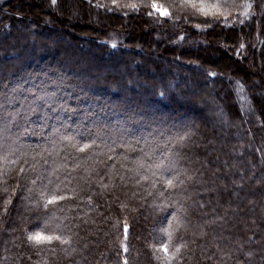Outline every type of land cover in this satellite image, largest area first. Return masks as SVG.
Segmentation results:
<instances>
[{
    "label": "trees",
    "instance_id": "16d2710c",
    "mask_svg": "<svg viewBox=\"0 0 264 264\" xmlns=\"http://www.w3.org/2000/svg\"><path fill=\"white\" fill-rule=\"evenodd\" d=\"M73 1L106 24L130 21L131 30L89 35L93 50L80 57V36L73 47L49 48L37 12L40 41L20 51L2 41L0 53L14 55L0 65V264H264L263 110L238 65L246 55L253 66L264 47V0ZM139 16L159 30L161 51L166 43L171 53L192 48L194 33H223L230 54L218 66L230 71L201 56L198 73L176 52L170 58L185 73L157 70L151 58L121 72V62L143 52L128 40ZM12 26L1 21L0 33ZM200 82L230 89L198 108ZM52 192L66 199L47 205L43 193ZM36 233L60 239L29 240Z\"/></svg>",
    "mask_w": 264,
    "mask_h": 264
},
{
    "label": "rangeland",
    "instance_id": "374dc122",
    "mask_svg": "<svg viewBox=\"0 0 264 264\" xmlns=\"http://www.w3.org/2000/svg\"><path fill=\"white\" fill-rule=\"evenodd\" d=\"M4 1L6 0H0V18H2L0 19V22L2 21L3 23H5L7 21H10L13 25L12 30L11 27H9L0 33V45L6 41L11 44L10 48H8L9 45L7 46V51L9 49H17V51H20L21 47H24L25 44L33 45L37 43V41H40V39L35 34L38 32V28H36L37 24L35 22V15L37 12L40 16V22L38 23L44 25L43 32L46 31V28L50 30L47 33L45 32V35H43L44 42L49 44V48L53 51L59 48L58 45H61V47L64 48L67 46L73 47L74 40H72V38L75 39L77 37L79 38L80 36L81 38L78 39V43H82L81 47L78 46V49H80L78 52L80 57H85L89 50H93V48H91L90 46L89 40H87L89 35H103L111 29H118L121 31L131 30L130 21L124 22L123 20H120V22H116L115 24H106V22L101 19L100 15L96 16L93 14V12L88 11L87 9H84L83 11H81V9H78L76 2L73 0H66V3H63V9H60V7L56 6H51L50 8H47L48 6L45 5V3H47V0H13V3H10L7 8L3 6ZM136 19L140 30L136 32L134 39H132L133 35L130 34L128 40H130L132 47H135L136 43L141 44L143 52L140 53L139 59H134V57L129 56V60L131 59L129 63L124 64L121 62L119 67H117L121 72H124V69H126L127 67H129V69L131 68V70L133 71L134 68L130 65L131 62L135 61L137 63H144L146 62V59L151 58L159 65L157 67V70L160 69V71L162 72L171 70L174 76H176L178 73H185L181 71V62H183L184 64L189 63L190 65L193 63L192 65L194 67V70H197L198 73H202V67L205 66L204 63H207L205 62V60L201 61L202 57H205L206 60H208V63L206 64L207 67H218V70L221 73L225 74L230 71V67L223 68L218 66V64L221 62L222 56L228 57L230 54L229 46H231V42L227 38H224L223 33L219 34V32L215 30L216 35H214L213 37H206L204 34L194 33L192 36L193 39H189L190 47H192L193 49L178 48L174 49V51L171 53L169 45H167V43L165 49L169 50L167 51L164 49L163 51H161V42L157 41L158 35L160 34L159 30H151L147 26V24H145L147 23V21L144 20L143 16H139ZM16 33H22L24 35L28 34L30 38H28L27 36V41H23L22 39L17 38ZM149 37L152 39V41L150 42L149 50H146L144 48V45L147 43ZM196 42H198V45ZM21 44H23V46H21ZM2 49L0 48V50ZM94 52L96 51L94 50ZM176 52L178 53L179 57H181V62L179 60V63L181 64H176L172 62V59L170 58L171 54H177ZM258 52L260 59L263 61L264 47L262 48V50L260 49L255 51L256 54L253 66L250 63L249 58L245 57L246 55H243L238 65L240 71L242 73H245V76H247L246 78L249 81H252L256 87L253 91V94L255 95V97L258 98L262 105L263 113L259 115L261 116V119L264 122V78L260 74L259 65L256 61ZM6 53H0V65L6 64L8 61L11 60L14 55L12 54V52ZM166 56L169 57L167 58V60H164ZM123 60L125 61L127 60V58L124 57ZM196 62H198L200 65L195 64ZM52 69L54 71L56 70L54 67ZM149 69L150 73H154V71L156 72V68ZM107 71L109 72V70ZM146 83L147 82H145V84L142 83L140 84V86L147 85ZM187 84H189V82H187ZM168 88L169 90H171V86ZM229 89L230 88L227 87L226 90L228 91ZM202 90L204 91L206 89L204 85L201 86V82L196 88L193 89V93H195V95H200L201 97L198 101L195 100V103L198 108H204V106L208 103L209 105L213 104L217 99L223 100L226 98V90H224V92H222V90L220 91L218 84H215L213 88L211 86L209 87V89H207L210 93V96L212 97L208 96L209 98H206L204 95H201L200 92ZM129 99L130 98H128L127 100L129 101ZM75 106V108H72L70 110L71 115L74 114L76 109H78V105ZM246 110L249 111V109ZM211 115L212 117H214L215 121L219 119V115H217L215 112H213ZM240 125L243 124H240L238 122V134L240 131ZM238 134L235 133V138H238L237 136L240 135ZM108 204L109 202L106 198H104L103 201L100 203L101 210L108 208ZM102 206L104 207L102 208ZM101 210L99 211V213L101 212ZM103 220L105 219H102V221Z\"/></svg>",
    "mask_w": 264,
    "mask_h": 264
},
{
    "label": "snow or ice",
    "instance_id": "6c2138e0",
    "mask_svg": "<svg viewBox=\"0 0 264 264\" xmlns=\"http://www.w3.org/2000/svg\"><path fill=\"white\" fill-rule=\"evenodd\" d=\"M55 2H56V0H53V4H55ZM152 7L161 16L169 15L167 9H162L161 7H159L155 3H153ZM213 7H215V6H213ZM200 11L201 12H205L206 9L203 6H201L200 7ZM88 148H89V145L84 144L82 147L79 148V150L81 152H84ZM135 163H136L138 168H144V164L141 161H136ZM157 167H159V165H157ZM21 171H23V170L21 169ZM180 182H182V181H180ZM164 183H166L169 187L173 186V180L172 179H167V180L164 181ZM43 195H45L46 197H49L46 200V204L47 205H53V204H56L58 200L66 199V197H64L63 195H59L57 192L43 193ZM28 238H29V240H35L37 243L43 242V241L51 242L53 239H57V240L60 239L59 236H55V237L51 236V235L44 236V235H41L40 233H36L34 236L30 235ZM62 242L67 243V241H62ZM125 250H127V249H125ZM164 252L167 254V252H168L167 246L164 247ZM125 264H127V262H125Z\"/></svg>",
    "mask_w": 264,
    "mask_h": 264
}]
</instances>
